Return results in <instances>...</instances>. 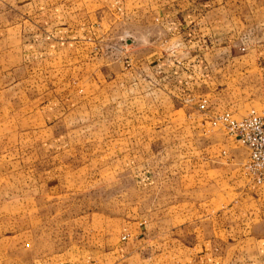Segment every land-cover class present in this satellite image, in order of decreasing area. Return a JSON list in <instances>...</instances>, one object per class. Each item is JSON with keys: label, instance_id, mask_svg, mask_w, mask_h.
<instances>
[{"label": "crops", "instance_id": "crops-1", "mask_svg": "<svg viewBox=\"0 0 264 264\" xmlns=\"http://www.w3.org/2000/svg\"><path fill=\"white\" fill-rule=\"evenodd\" d=\"M148 1H103L101 34L93 14L73 18L57 10L40 26L0 28V233H12L0 237V264L7 249L28 248L16 239V221L31 216L23 211L64 190L128 187L129 158L154 155L151 132L129 133L128 113L115 107L145 98L161 107L149 119L164 121L193 107L209 125L205 93L213 71L249 68L264 77V0H160L153 11ZM123 38V50L102 49L104 40ZM217 156L220 164L237 154L228 148ZM134 160L140 210L102 215L106 226L88 256L57 264H264V186L248 177L222 201L213 184L200 182L195 161ZM123 194L128 202V188ZM46 259L37 264H52Z\"/></svg>", "mask_w": 264, "mask_h": 264}, {"label": "rangeland", "instance_id": "rangeland-1", "mask_svg": "<svg viewBox=\"0 0 264 264\" xmlns=\"http://www.w3.org/2000/svg\"><path fill=\"white\" fill-rule=\"evenodd\" d=\"M103 1L105 0H0V28L13 24H36L35 26H40L43 19H49L48 16L52 10H57L59 14L61 11L63 16L71 15L73 18H89L90 14H93V18H99L101 34L106 32L107 19ZM159 1L149 0L150 10L153 11L156 7L154 4ZM151 30L154 34L152 36L153 40L157 39L156 30H153V27H151ZM108 40H104L105 43L102 46L104 51L106 49L123 50L127 46L124 38L119 39L116 43L111 41L108 43ZM163 52V49H155L156 55ZM130 60V64L134 65L133 59ZM221 65L224 67L227 62L223 61ZM71 77L74 82L77 81L74 75H71ZM208 83L207 92L204 91L211 103L209 105L211 115L227 111L233 117L240 118L250 110L258 114L264 112V77L259 76L256 72L254 73L253 69L247 68L243 71L242 68H237L230 72L215 70L210 75ZM77 86L85 88L82 84H77ZM20 90L18 93H20ZM38 92L41 93V91ZM9 95L10 93H8ZM16 95L17 93L14 96ZM115 108L116 112L120 114L128 113L129 133H132V131H138L139 133L151 132L149 147H152L154 155H148V157L137 155L134 159H136L135 163H138V166H141V156L146 161L154 162L179 161L187 163L195 161L200 164L197 170L200 182L202 184L205 182L213 184V195H217L222 201L232 200L235 197L233 191L247 180L246 170L243 169L246 162L245 147L228 139L223 132L205 124L206 117H200L201 112L195 110V108L186 109L188 110L186 113L183 109L173 112L169 121L149 119L157 117L161 113V107L160 105H150L145 98L129 99L128 106ZM189 113L192 115L186 119L185 116ZM209 113L208 116L210 117ZM105 123L108 126V123ZM119 125H122V123L119 122ZM193 132L194 134H192ZM128 140H133V136ZM177 148H181L182 152L186 153L177 154ZM190 148L195 153H190ZM228 148L233 150L237 156L233 160L229 158L225 162L219 161L220 164L215 163L218 157L217 152L220 149ZM151 156L156 158L153 159ZM133 160L131 156L129 158L130 166H128V187H124L122 184L109 187L106 184H100L94 189L95 192L92 190L93 193L90 191L89 186H84L83 190L79 187L75 190H64L61 195L55 198L41 199L35 205L34 210L30 212L23 211L31 216H24L16 221V226L20 229L16 239L18 244L27 242L28 248L7 249V251H4L2 264H37V261L47 260L46 258L52 264H57V262L68 258L82 259L84 255L88 256V253L91 252L89 248L95 247L98 238L102 236L99 234L106 226L108 219L102 217V215L119 214L123 210L126 211V209L128 213L133 214L140 210L139 194L135 193L136 187L131 185L135 177L134 174L137 172L132 169ZM116 172L117 178L122 176V171L118 172L116 170ZM156 172L157 170H154L150 173V176L156 178ZM238 179L240 180L237 181ZM221 183L223 184L220 185ZM127 188L128 202L124 201L123 196V192ZM222 192L224 193L222 194ZM48 204H50V209L46 210ZM95 212H98L99 218L95 217L97 215ZM92 223L93 225L99 224L97 230L91 228ZM11 234L10 231L0 233V237L10 236ZM7 238L8 241L4 243L5 245H9L11 241L10 237Z\"/></svg>", "mask_w": 264, "mask_h": 264}, {"label": "built area", "instance_id": "built-area-1", "mask_svg": "<svg viewBox=\"0 0 264 264\" xmlns=\"http://www.w3.org/2000/svg\"><path fill=\"white\" fill-rule=\"evenodd\" d=\"M198 108H205L201 100ZM209 127L221 130L227 137L245 147L247 156L243 165L246 174L257 185L264 186V115L250 110L236 118L227 111L215 114L208 119Z\"/></svg>", "mask_w": 264, "mask_h": 264}]
</instances>
